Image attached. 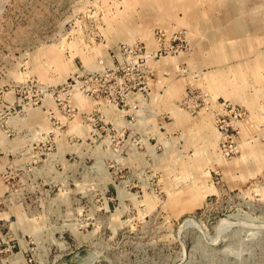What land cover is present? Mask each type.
<instances>
[{"label":"rangeland","instance_id":"obj_1","mask_svg":"<svg viewBox=\"0 0 264 264\" xmlns=\"http://www.w3.org/2000/svg\"><path fill=\"white\" fill-rule=\"evenodd\" d=\"M0 264H264V0H0Z\"/></svg>","mask_w":264,"mask_h":264},{"label":"crops","instance_id":"obj_2","mask_svg":"<svg viewBox=\"0 0 264 264\" xmlns=\"http://www.w3.org/2000/svg\"><path fill=\"white\" fill-rule=\"evenodd\" d=\"M260 34V33H259Z\"/></svg>","mask_w":264,"mask_h":264}]
</instances>
